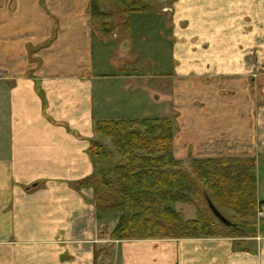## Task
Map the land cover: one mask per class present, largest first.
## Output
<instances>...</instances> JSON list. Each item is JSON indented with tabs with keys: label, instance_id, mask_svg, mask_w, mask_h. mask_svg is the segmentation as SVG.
Segmentation results:
<instances>
[{
	"label": "crops",
	"instance_id": "0c3cea01",
	"mask_svg": "<svg viewBox=\"0 0 264 264\" xmlns=\"http://www.w3.org/2000/svg\"><path fill=\"white\" fill-rule=\"evenodd\" d=\"M88 4L0 0V264H264V230L110 240L80 186L96 122L167 119L174 159L254 160L264 204V0H173L168 69L146 35L95 33Z\"/></svg>",
	"mask_w": 264,
	"mask_h": 264
},
{
	"label": "trees",
	"instance_id": "16d2710c",
	"mask_svg": "<svg viewBox=\"0 0 264 264\" xmlns=\"http://www.w3.org/2000/svg\"><path fill=\"white\" fill-rule=\"evenodd\" d=\"M95 2H91L93 11ZM94 133L89 148L94 173L80 186L93 190L97 213L122 212L111 240L226 236L218 233L219 228L233 232L235 239L256 236V228L247 227L255 218L257 202L254 160L192 159L189 169H184L172 156L173 126L166 119L98 121ZM104 139L110 141L111 151ZM111 165L115 167L110 169ZM205 197L220 213L221 208L226 209L239 216L242 223L227 219L233 227L221 225L208 209ZM197 198L218 225L205 214L184 220L166 207V203L177 202L190 206Z\"/></svg>",
	"mask_w": 264,
	"mask_h": 264
},
{
	"label": "rangeland",
	"instance_id": "374dc122",
	"mask_svg": "<svg viewBox=\"0 0 264 264\" xmlns=\"http://www.w3.org/2000/svg\"><path fill=\"white\" fill-rule=\"evenodd\" d=\"M173 0H96L95 7L96 9H92L91 2L89 0L88 9H87V22L88 25H92L93 30L97 33L100 37L106 38L109 41H113L117 39L120 43L125 39V37L130 38L133 41L135 47L144 44V40H140V38H144L146 35L147 39V46L144 48L148 49V57L152 58L153 54H155L158 50V55L161 56L164 61L162 60L164 68L167 67V57L170 55V44L167 41L169 39L170 31L168 26L171 24L170 13L164 12L165 10L171 7V3ZM11 5L9 6V8ZM5 10L8 12L10 9ZM95 12V13H94ZM6 16V13H5ZM128 25H138L140 27H136L132 29L129 28ZM147 30H146V27ZM152 26V28H151ZM126 38V39H127ZM118 60H120V56H117ZM132 62H129L125 65V69H131L134 76L137 77L136 74H139L141 70L137 69L139 67V62L135 64V60L131 59ZM121 66L123 67V62L120 61ZM142 68L143 61H142ZM169 66V65H168ZM140 68V67H139ZM150 70V68H146ZM146 71V70H144ZM146 118L140 117L138 118L139 121H143ZM153 119V118H150ZM156 119V118H155ZM129 120V119H128ZM167 120V119H166ZM142 130V128L140 129ZM103 143L107 145V149L111 151L110 141L104 139ZM172 151V149H171ZM177 160V159H175ZM179 161V160H177ZM190 161L181 162V167L184 169H189ZM110 169H113L115 166H109ZM264 177V176H263ZM264 204L256 202V209H255V218L254 220H249L248 226L256 228V236L259 233L263 232L264 230V214L261 213V207ZM166 207L171 209L172 211L179 213L182 215L184 220H194L199 215L205 214L207 218H209L213 223L218 225L210 216L208 211L206 210L203 201L200 198H197L192 205L186 206L182 202L177 203H166ZM222 215L231 221L232 223L241 224L242 221L239 216L235 215L234 213L221 208L220 209ZM99 214V213H98ZM137 214V213H135ZM99 216H108V218H112L113 222L115 223L112 229V233L114 229L117 227L119 220L123 217L122 212H110L106 214H99ZM112 233L110 234V240L112 239ZM218 233L220 235L226 236H233L234 233L229 230H224L223 228L218 229ZM255 237H248L245 239H251ZM234 238V237H233Z\"/></svg>",
	"mask_w": 264,
	"mask_h": 264
},
{
	"label": "water",
	"instance_id": "95a60500",
	"mask_svg": "<svg viewBox=\"0 0 264 264\" xmlns=\"http://www.w3.org/2000/svg\"><path fill=\"white\" fill-rule=\"evenodd\" d=\"M205 201L211 214L221 225L225 227H233L231 223L213 206L208 197H205Z\"/></svg>",
	"mask_w": 264,
	"mask_h": 264
},
{
	"label": "built area",
	"instance_id": "2783aa9c",
	"mask_svg": "<svg viewBox=\"0 0 264 264\" xmlns=\"http://www.w3.org/2000/svg\"><path fill=\"white\" fill-rule=\"evenodd\" d=\"M261 213H263V214H264V206H263V207H261Z\"/></svg>",
	"mask_w": 264,
	"mask_h": 264
}]
</instances>
